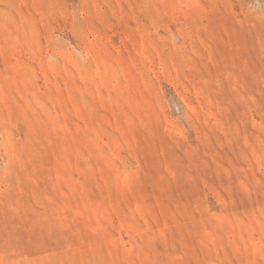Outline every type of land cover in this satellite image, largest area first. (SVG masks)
I'll return each instance as SVG.
<instances>
[{
	"label": "rangeland",
	"instance_id": "1",
	"mask_svg": "<svg viewBox=\"0 0 264 264\" xmlns=\"http://www.w3.org/2000/svg\"><path fill=\"white\" fill-rule=\"evenodd\" d=\"M0 264H264V0H0Z\"/></svg>",
	"mask_w": 264,
	"mask_h": 264
}]
</instances>
